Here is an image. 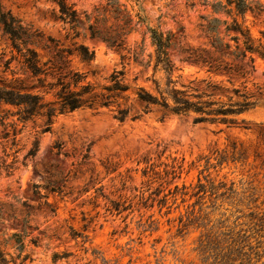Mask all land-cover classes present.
<instances>
[{
	"label": "rangeland",
	"instance_id": "1",
	"mask_svg": "<svg viewBox=\"0 0 264 264\" xmlns=\"http://www.w3.org/2000/svg\"><path fill=\"white\" fill-rule=\"evenodd\" d=\"M138 1L150 27L174 36L171 79L176 89L223 102L241 101L234 93L239 90L256 102L255 108L229 128L194 124L193 116L165 115L155 107L144 114L135 93L144 88L157 95L153 80L164 90L166 76L154 73L153 62L145 68L129 55L122 58L126 52L90 38L88 19L95 22L108 0H66L80 20L77 38L60 20L53 0H0L4 12L45 40L52 38L58 48L73 51L83 44L95 52L91 63L74 53L64 72L84 75L101 91L113 73L124 71L123 82L130 88L118 99L119 107L57 115L49 132H44L45 117L21 123L8 116L5 123L16 124L15 145L12 134L4 138L10 128L0 124V249L8 260L19 255L13 241L6 244L14 234L24 236L25 264H213L216 244L225 246L230 234L241 231L263 252L264 62L258 61L257 71L245 80L183 63L176 53L180 47H208L199 24L211 9L200 0H190L194 9L188 0ZM256 1L264 5V0ZM118 2L133 14L138 10L136 0ZM238 20L263 40L264 14ZM126 46L142 47L144 61L155 51L145 25L127 36ZM8 47L0 26V54ZM38 51L42 63L52 54ZM209 85L221 91L215 93ZM127 108L130 112L120 122L116 111ZM9 110L15 111L0 104V120ZM34 149L35 155H29ZM49 181L62 193L35 189ZM27 213L24 232L20 221ZM56 254L61 257L57 261Z\"/></svg>",
	"mask_w": 264,
	"mask_h": 264
},
{
	"label": "trees",
	"instance_id": "2",
	"mask_svg": "<svg viewBox=\"0 0 264 264\" xmlns=\"http://www.w3.org/2000/svg\"><path fill=\"white\" fill-rule=\"evenodd\" d=\"M53 1L59 5L60 20L70 25L74 38L80 37L81 33L77 31L80 27L77 12L66 3V0ZM136 2L138 10L133 14L120 5L118 0H108L102 14H98L95 22L91 23L88 19L87 29L91 39L99 40L117 52H126L127 54L122 55V58H127L129 55L134 62L145 68H150L153 62L154 73L165 74L167 84L164 90H161L157 80H153L157 95L144 88H139L135 93L136 99L144 105L143 113L148 114L151 108L155 107L163 110L165 115L193 116L194 124H224L228 128L237 126L238 118L254 109L256 102L245 94L239 95V90H234V93L242 98L241 101L233 102L229 99L228 102H223L220 99H213L211 95L207 97L187 95L186 92L176 89L171 79L175 69L170 52L174 46V36L150 27L139 1ZM199 4L212 11L210 16H200L199 24L201 32L207 39L208 47H180L176 51L180 61L204 68L209 73L226 75L231 79L245 80L252 76L257 71L258 61L264 62V32L261 33L263 40H256L238 17L244 20L247 14L261 16L264 14V5L256 0H200ZM188 6L194 9L196 3L188 0ZM219 15H226L231 21L222 19ZM143 25L155 49L154 55H148L147 61L141 59L144 54L142 47L137 51L127 49L126 46L127 36L136 27ZM0 26L3 35L9 41V50L0 54V104L15 110L14 112L9 110L1 118L0 124L10 128L4 134V138L7 139L12 134L13 145L17 142L16 124L5 123L8 116H16L21 123L39 116L45 117L44 132H49L53 118L57 115L82 109L119 107L118 99L125 98V94L130 89L123 82L124 71L113 73L110 77V85L103 87L101 91H97L88 83L84 75L72 70L64 72L68 67L69 57L74 53L82 62L91 63L95 59V52L90 51L83 44L75 47L73 51L58 48L52 38L45 40L41 33L24 27L9 12H4L1 4ZM49 43L54 46H50ZM39 48L52 52L44 63L41 62ZM208 87L215 93L221 91L217 85ZM47 96H51L52 99L48 100ZM116 112L115 118L123 122L130 110L117 109ZM241 123H244V120ZM36 151V149L32 150L29 155L34 156ZM40 188L49 194L62 193L61 188L50 181L43 186H35L36 190ZM14 219L17 220V217ZM20 222L25 232L30 222V214H25ZM11 241L19 255L8 260V254L0 249V264H25L28 256H23L24 236L14 234L6 244ZM223 245L225 246H221V243L216 244L217 253L213 264H258L264 256V250L260 253L258 246L252 245L250 236L242 231L230 234ZM206 249V247L201 249L203 254L206 253ZM60 258L57 254L54 257L55 261Z\"/></svg>",
	"mask_w": 264,
	"mask_h": 264
}]
</instances>
